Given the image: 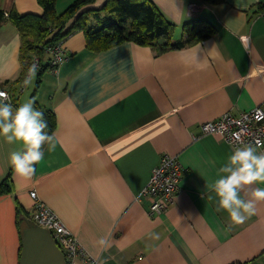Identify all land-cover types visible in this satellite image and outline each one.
Segmentation results:
<instances>
[{
    "label": "crops",
    "instance_id": "obj_1",
    "mask_svg": "<svg viewBox=\"0 0 264 264\" xmlns=\"http://www.w3.org/2000/svg\"><path fill=\"white\" fill-rule=\"evenodd\" d=\"M71 1L55 0L56 12ZM153 1L175 23L173 41L195 18L207 20L213 33L161 52L132 41L91 52L83 33L73 31L61 41L66 57L55 70L45 52L41 63L48 67L34 98L54 113L57 143L51 152L42 145L43 160L24 177L9 163L22 145L0 137V181L8 176L11 188L0 192V264H19L22 230L31 225L30 190L97 264H264V201L236 224L201 197L224 174L218 169L235 146L199 127L226 111L257 104L264 110V10H256L264 0ZM0 7L42 12L36 0H0ZM19 46L15 26L0 22V79L19 74ZM35 79L26 96L19 92V103L30 98ZM164 153L175 155L182 170L172 201L149 215L141 191ZM257 184L264 186L245 189ZM102 236L109 246L101 249Z\"/></svg>",
    "mask_w": 264,
    "mask_h": 264
},
{
    "label": "trees",
    "instance_id": "obj_2",
    "mask_svg": "<svg viewBox=\"0 0 264 264\" xmlns=\"http://www.w3.org/2000/svg\"><path fill=\"white\" fill-rule=\"evenodd\" d=\"M36 1L42 8L41 14H19L14 8L4 10L0 7V22L9 21L13 24L20 38L19 74L14 79H0V88H6L10 93L9 103L18 105V87L24 81L33 56L38 57V70L30 99L35 107L44 112L48 132L55 125L54 113L39 105L34 98L42 73L48 67V63H41L46 46L63 40L73 31H81L85 40L84 47L91 52L104 50L124 41L148 45L161 52L201 41L214 31L207 20L195 18L181 25L182 36L173 41L176 25L153 0H105L98 8L89 7L94 0H72L60 12L55 10V0ZM203 1L216 3L222 0ZM256 10H264V4H258ZM10 190L6 176L0 181V192ZM20 210H17L18 216ZM27 217L28 223L33 224L29 215Z\"/></svg>",
    "mask_w": 264,
    "mask_h": 264
},
{
    "label": "clouds",
    "instance_id": "obj_3",
    "mask_svg": "<svg viewBox=\"0 0 264 264\" xmlns=\"http://www.w3.org/2000/svg\"><path fill=\"white\" fill-rule=\"evenodd\" d=\"M38 70L33 63L28 68L29 77L24 83L30 82ZM48 122L44 112L34 106L29 98L18 105L7 102V94L0 92V137L9 143L18 142L22 150L9 153V163L15 172L24 177L32 176L36 171V163L44 158L42 145L47 143L48 151L56 147L53 134L46 131ZM259 142L257 141V144ZM223 175H218L206 189L201 197L214 202L216 209L225 210L231 222L239 224L256 212V204L264 201V186L251 187L254 182L264 184V151H257L251 142H243L235 146L226 157V163L218 169ZM245 189L247 198L241 195ZM152 239H159L158 232L147 234ZM97 244L102 248L109 246L105 237H100Z\"/></svg>",
    "mask_w": 264,
    "mask_h": 264
},
{
    "label": "built area",
    "instance_id": "obj_4",
    "mask_svg": "<svg viewBox=\"0 0 264 264\" xmlns=\"http://www.w3.org/2000/svg\"><path fill=\"white\" fill-rule=\"evenodd\" d=\"M61 41L45 47V51L50 54L49 62L54 70L66 57ZM38 59L33 56L30 65L33 63L38 65ZM28 77L27 69L24 81ZM24 81L18 87V91H22L25 85ZM0 92L6 93L7 102H10L8 90L0 88ZM199 127L201 133L215 134L232 146L251 142L258 150L264 151V110L259 104L237 114L230 111L223 112L213 119L202 121ZM181 170L182 166L177 157L167 153L162 154L159 161L152 167L148 180L141 191L143 196L149 197L146 210L149 215L161 213L165 209L166 203L172 201ZM29 193L34 199L29 219L33 224H38L49 230L64 255L65 264H75L78 258L85 264H97V259L86 253L75 234L59 216L36 197L34 190H30Z\"/></svg>",
    "mask_w": 264,
    "mask_h": 264
},
{
    "label": "water",
    "instance_id": "obj_5",
    "mask_svg": "<svg viewBox=\"0 0 264 264\" xmlns=\"http://www.w3.org/2000/svg\"><path fill=\"white\" fill-rule=\"evenodd\" d=\"M19 264H65L62 251L48 229L38 224L22 230Z\"/></svg>",
    "mask_w": 264,
    "mask_h": 264
},
{
    "label": "rangeland",
    "instance_id": "obj_6",
    "mask_svg": "<svg viewBox=\"0 0 264 264\" xmlns=\"http://www.w3.org/2000/svg\"><path fill=\"white\" fill-rule=\"evenodd\" d=\"M33 79H34V76H31L30 82L27 83L26 86L23 87L24 91L22 93H20V95L22 97L26 96L30 92V90L32 88Z\"/></svg>",
    "mask_w": 264,
    "mask_h": 264
}]
</instances>
